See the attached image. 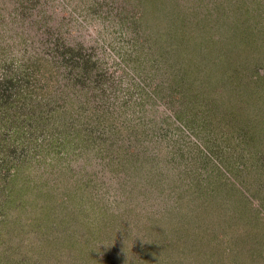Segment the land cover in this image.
Here are the masks:
<instances>
[{
	"label": "rangeland",
	"instance_id": "1",
	"mask_svg": "<svg viewBox=\"0 0 264 264\" xmlns=\"http://www.w3.org/2000/svg\"><path fill=\"white\" fill-rule=\"evenodd\" d=\"M9 79L0 264H264V0H0Z\"/></svg>",
	"mask_w": 264,
	"mask_h": 264
},
{
	"label": "trees",
	"instance_id": "2",
	"mask_svg": "<svg viewBox=\"0 0 264 264\" xmlns=\"http://www.w3.org/2000/svg\"><path fill=\"white\" fill-rule=\"evenodd\" d=\"M174 48V47H173ZM172 49V47H171ZM73 54L71 53L69 56H64V63H70L73 60ZM51 63V62H50ZM46 73H44L46 76L50 73L52 75V67L48 66L46 69ZM24 81L28 84L30 82V79L27 80L26 76L24 77ZM12 81V79L9 81H0V83H6L5 85H1L3 90H0V106L8 104L10 101V98L13 96L11 93L13 89L15 90L17 85H8V83ZM8 82V83H7ZM12 83V82H11ZM10 83V84H11ZM29 89L32 85H26ZM22 87V86H21ZM48 87V85H47ZM25 88V87H22ZM20 88L18 92L22 91L23 89ZM26 88V89H27ZM40 89V92L42 93L43 88ZM17 90V89H16ZM30 93V91H29ZM28 94V91L26 92ZM8 110V109H7ZM15 125H11L7 127L8 131L6 129L0 128V162H13V163H24L30 160L29 154L25 153L27 144L29 145V148L31 145H33V142H36V138H34L31 135H27V132H22L19 136L15 137L10 133V131L13 130V127ZM26 127V124L23 125V128ZM24 131V129H22ZM20 146L23 147L22 151L19 150ZM36 147V145H34Z\"/></svg>",
	"mask_w": 264,
	"mask_h": 264
}]
</instances>
